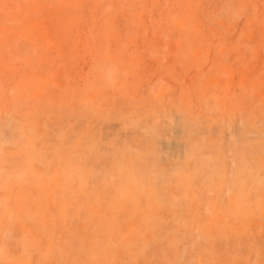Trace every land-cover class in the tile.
<instances>
[{
    "label": "rangeland",
    "instance_id": "rangeland-1",
    "mask_svg": "<svg viewBox=\"0 0 264 264\" xmlns=\"http://www.w3.org/2000/svg\"><path fill=\"white\" fill-rule=\"evenodd\" d=\"M26 1L0 0L25 4L0 11V264H264V0Z\"/></svg>",
    "mask_w": 264,
    "mask_h": 264
},
{
    "label": "bare ground",
    "instance_id": "bare-ground-1",
    "mask_svg": "<svg viewBox=\"0 0 264 264\" xmlns=\"http://www.w3.org/2000/svg\"><path fill=\"white\" fill-rule=\"evenodd\" d=\"M28 1H29V0H28ZM62 1H63V2H62L63 4H62V6H61V9H62V7L64 6V10H65L67 7H69V9H72L73 7H71V6L75 4L72 0H62ZM255 1H256V0H255ZM255 1H254V2H255ZM25 2H27V1L25 0ZM175 2H176V5H177V6H179L180 8L182 7L180 0H175ZM184 2L186 3V7L184 8L185 15H183V16H185V17H186V16H190L191 14H195V13L199 12V11H200L199 9H201V8L203 9L202 0H185ZM257 2H258V1H257ZM262 2H263V0H262ZM210 3H212V2L210 1ZM210 3H209V5H210ZM26 4H27V3H26ZM23 5H25V4H21V5L18 4V5H17V3H16V4L13 6V5H8V3H5V4H2V5L0 6V11L3 12L4 14H6V15L11 16V18H12V19L14 18V20H15V16H16V13H15V7H16V10H20V9L23 10V8H24ZM174 5H175V4H174ZM228 5H229V4H228ZM177 6H176V7H177ZM189 6H191L190 8H192L193 13H192V12H189V10H190V9H189ZM242 6H243V5H242ZM244 6H245V5H244ZM205 7H206V6H205ZM206 8H207V7H206ZM177 9H178V7H177ZM186 10H188V11L186 12ZM198 10H199V11H198ZM209 10H210V9L208 8V11H206V12L208 13ZM74 11H75V10H74V8H73V10H71V13H70V14H74ZM179 12H181V11H179ZM255 12H256V10H255ZM255 12H253V14H255ZM197 14H198V13H197ZM202 14H203V13H202ZM195 16H197V15H195ZM195 16H194V17H195ZM207 16H208V15H207ZM209 16H210V13H209ZM209 16H208V17H209ZM194 17H193V18H194ZM198 17H200L199 14H198ZM193 18H192V20H193ZM184 19H185V18H184ZM186 19H187V18H186ZM195 19L197 20V17H196ZM195 19H194V21H195ZM250 19H252V18H250ZM250 19H249V20H250ZM249 20H248V21H249ZM15 21H16V20H15ZM182 21H183V22H181V23L183 24V23H184V20H182ZM186 21H187V20H185V23H186ZM198 21H199V19H198ZM246 21H247V20H246ZM253 21H254V20H253ZM253 21H252V22H253ZM13 22H14V21L12 20V24H14ZM195 23H196V21H195ZM249 23H250V21H249ZM249 23H248V24H249ZM248 24H247V25H248ZM18 25H19V23L14 24L15 27H17ZM187 25H188V24H187ZM183 26H184V27L181 26L180 28H181V29H182V28L187 29V28L185 27L184 24H183ZM189 29H191V28H189ZM199 29H200V28H199ZM185 31H187V32H185ZM185 31L182 32V31L180 30V32L184 33V35H185V34H186V35H189V34H190V33L188 32V29L185 30ZM195 31H196V29L194 28V31H192V32L195 34ZM199 31H200V30H198L196 34H199V33H198ZM200 33H202V32H200ZM189 42H191V41H189ZM189 42H182V43H181L182 45L180 46V48L182 47V49H183L184 51H187V49H189V46H188V45L190 44ZM2 43L5 44V42H2ZM263 44H264V43H263ZM204 47H205V46H204ZM180 48H178V51H179V52H180V50H179ZM224 51H225V50H224ZM181 52H182V51H181ZM192 52H193V51H192ZM182 53H183V52H182ZM218 54H219V53H218ZM182 55H183V54H181V56H182ZM184 55H185V54H184ZM193 55H194V53H193ZM229 56H230V54H229ZM194 57H197V56H193V59H195ZM182 58H183V57H182ZM197 58H198V57H197ZM197 58H196V59H197ZM189 59H190V58H189ZM191 59H192V58H191ZM196 59L194 60V62L197 61V65H198V64H199L198 61H200V59H198V60H196ZM206 60H207V59H206ZM181 61H183V60L181 59ZM189 61H190V60H189ZM189 61L186 62V63H187V66H188V64L192 63V62H189ZM194 62H193V63H194ZM201 62H202V61H201ZM201 62H200L199 65H200V66L204 65V63L202 64ZM214 63H215V62H214ZM195 64H196V63H195ZM193 66L195 67V65H193ZM200 66H199V68H200ZM184 67H186V66L184 65ZM188 67H189V66H188ZM199 68L197 67V70H198ZM215 68H216V66H215ZM189 70H191V69H189ZM199 70H200V69H199ZM212 70H213V69H212ZM212 70H210V72H208V73H210V74H209L210 76L212 75L211 73L214 72V71H212ZM206 71H207V70H206ZM211 71H212V72H211ZM201 72H202V71H201ZM206 73H207V72H206ZM205 75H206V74H205ZM194 81H195V80H194ZM194 81L192 80L193 83H194ZM217 84H218V83H217ZM193 85L196 86L195 83H194ZM215 85H216V83H215ZM194 88H196V87H194ZM189 89H190V87H189ZM191 89H193V87H192ZM197 89H198V88H197ZM197 89H195V90L197 91ZM195 90L193 89V91H195ZM200 90H201V89H200ZM196 91H195V92H196ZM201 91H203V90H201ZM185 93H186V89H185ZM196 93H197V92H196ZM202 93L205 95V94L207 93V91H206V93H205L204 91H203ZM202 93H200V94H202ZM179 94H180V93H179ZM186 94H187V93H186ZM180 95H181V94H180ZM182 95H183V93H182ZM208 95H209V93H208ZM185 96H188V94L185 95ZM189 96H190V95H189ZM189 96H188V99H186V98H184V99H186V100L188 101L189 98H190ZM197 96H198V94H197ZM178 98H179V97H178ZM196 98H198V97H196ZM57 99H58V98H57ZM61 100H62V99H61ZM49 101H53V100L50 99ZM54 101H56V99H54ZM57 101H59V99H58ZM187 101L184 100V102H187ZM190 101H191V102H190ZM192 101H193V100H189V101L187 102V104H188V103L191 104ZM60 102H62V101H60ZM52 103L54 104L55 102H52ZM52 103H50V105H51ZM57 104H58V103H57ZM190 104H189V105H190ZM54 105H55V104H54ZM55 106H56V105H55ZM184 155H185V154H184ZM184 160H186V156H185V157L183 156V160H181V162L184 161ZM176 166H177V165H175V167H174L173 169H175ZM168 167H169V166H168ZM178 167H179V166H177V168H178ZM177 168H176V169H177ZM176 169H175V170H176Z\"/></svg>",
    "mask_w": 264,
    "mask_h": 264
}]
</instances>
